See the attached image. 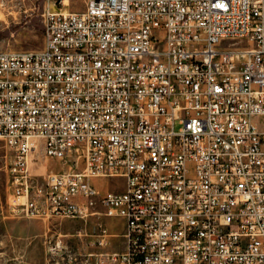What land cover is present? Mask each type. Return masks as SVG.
Instances as JSON below:
<instances>
[{
    "label": "built area",
    "instance_id": "2783aa9c",
    "mask_svg": "<svg viewBox=\"0 0 264 264\" xmlns=\"http://www.w3.org/2000/svg\"><path fill=\"white\" fill-rule=\"evenodd\" d=\"M83 2L44 9L41 49L0 50L13 210L125 223L123 249L59 234L47 264H264V0ZM40 151L84 167L33 191Z\"/></svg>",
    "mask_w": 264,
    "mask_h": 264
},
{
    "label": "rangeland",
    "instance_id": "374dc122",
    "mask_svg": "<svg viewBox=\"0 0 264 264\" xmlns=\"http://www.w3.org/2000/svg\"><path fill=\"white\" fill-rule=\"evenodd\" d=\"M83 10V0H0V50L6 52L38 50L44 45V9ZM41 149V148H40ZM34 162L29 164L33 177V191L46 188L47 175L52 172L76 170L84 167L78 164L58 161L45 157L41 151ZM15 161V151L0 139V264H47L48 239L53 243L59 234L65 237L74 252L86 253L95 246L94 234L100 227L118 234L110 240L108 249H123L121 234L125 223L119 217L92 216L86 220L65 217L29 218L13 210L12 198L15 185L11 167ZM117 179L104 181L103 189L109 184L112 188ZM122 186L117 190H122ZM80 233L81 236H78ZM82 258V257H81Z\"/></svg>",
    "mask_w": 264,
    "mask_h": 264
},
{
    "label": "crops",
    "instance_id": "0c3cea01",
    "mask_svg": "<svg viewBox=\"0 0 264 264\" xmlns=\"http://www.w3.org/2000/svg\"><path fill=\"white\" fill-rule=\"evenodd\" d=\"M109 180L110 179H93V182L100 189V187L104 185V181H106V183H108ZM117 180H118V182L113 186V188L109 184H107V186L105 188L100 189V190L104 191L107 189H118L121 186L124 188L123 179H117ZM118 184H120V186H118Z\"/></svg>",
    "mask_w": 264,
    "mask_h": 264
}]
</instances>
